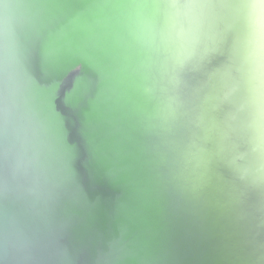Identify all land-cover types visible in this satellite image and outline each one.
Masks as SVG:
<instances>
[{
  "label": "water",
  "instance_id": "1",
  "mask_svg": "<svg viewBox=\"0 0 264 264\" xmlns=\"http://www.w3.org/2000/svg\"><path fill=\"white\" fill-rule=\"evenodd\" d=\"M0 264H264V0H0Z\"/></svg>",
  "mask_w": 264,
  "mask_h": 264
}]
</instances>
